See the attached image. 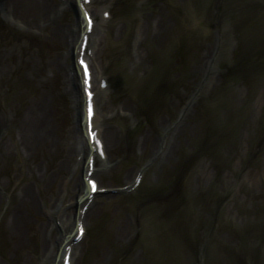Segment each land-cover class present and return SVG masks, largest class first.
Listing matches in <instances>:
<instances>
[{"label":"rangeland","instance_id":"rangeland-1","mask_svg":"<svg viewBox=\"0 0 264 264\" xmlns=\"http://www.w3.org/2000/svg\"><path fill=\"white\" fill-rule=\"evenodd\" d=\"M29 1L0 0V25L5 27L0 32V134L15 151L10 155L0 143V264H49L45 249L60 241L61 230L49 229L53 220L44 212L29 226L23 246L14 253L7 250L9 233L1 216L24 175L33 176L35 195L45 207V195L51 204H69L75 194L69 186L81 176L80 170L70 171L79 137L67 91L71 59L66 54L65 69H60L75 12L70 3L62 9L65 0H47L50 24L44 32L26 9ZM151 1L93 4L98 19L102 8L112 10L109 39L124 29V48L119 43L104 53L112 86L98 99L100 132L107 129L110 138V128H115L119 139L114 146L108 143L112 168L97 175L111 191L92 202L84 219L88 234L74 264H264V0H187L188 9L182 0H156L169 12L173 31L160 49L150 51V68L141 76L132 72L129 57L131 20ZM8 26L30 35V47ZM42 37L47 42H40ZM45 95L50 96L45 114L51 138L26 160L12 138L31 104ZM191 100L188 129L172 157L158 165L151 153L143 156L142 132L150 131L154 138L158 119L166 124L178 120ZM128 102L136 110L125 115ZM97 164L106 167L103 161ZM145 167L140 187L119 190ZM38 175L48 180L44 194L37 188ZM180 185L182 196L174 195Z\"/></svg>","mask_w":264,"mask_h":264},{"label":"bare ground","instance_id":"bare-ground-1","mask_svg":"<svg viewBox=\"0 0 264 264\" xmlns=\"http://www.w3.org/2000/svg\"><path fill=\"white\" fill-rule=\"evenodd\" d=\"M68 1V0H66ZM74 2L80 1V0H72ZM93 1V0H92ZM146 1V0H144ZM31 3V9H29V5ZM181 6L184 8H187V0L181 1ZM49 8V4L47 0H30L27 5L26 9L31 12V16L34 18V22L40 25V27L43 28V31L47 30V27L49 26V22L46 17L47 12ZM78 13V19L77 23L75 25V28H68V32L66 35V41L68 43V47L73 49L72 52L76 50V56H78V51L80 49L79 47V41L81 37V32L85 31V21L84 18L81 17V12L79 9H77ZM145 12V13H144ZM143 14H139V18H144L143 21L141 19H137L134 34V42L132 46V50L130 52V59L132 60V72L139 71V74L145 75L148 71V68H150V63L148 61V54L152 50H158L161 48L162 41L164 39V36H166L167 32L172 31V21L170 18L169 12L166 10V8L156 0L151 1L150 5L146 7ZM188 17V13H187ZM185 23H188L185 19ZM97 26H99V23L96 22L94 29L91 32V39L88 42V45L86 47V51L88 47H91L93 49L94 56L91 58V61H93V72L94 74L98 75L102 78L103 73L99 70L101 69V63L103 61L102 54L100 55V52L104 51L105 48L108 46L111 49H114L118 43L119 39L122 37L123 30L121 29L116 36H112L110 39V42L108 40V36L110 35L107 31L102 36H98L97 34ZM53 36V35H52ZM44 37H47L50 39V34L46 33ZM63 39V37H61ZM95 49V50H94ZM148 50V52L146 51ZM68 52V51H67ZM66 52V53H67ZM101 58V60H100ZM153 61V59H152ZM52 62L55 64L56 57H53ZM174 63V60H173ZM44 65V64H43ZM97 68V69H96ZM70 76V79L68 77V80H72L75 82V88H71V94H73V97L75 96V105L77 108V115H78V131L80 133V139L82 140L81 144L77 143L76 148L78 149V154L80 155L81 152L84 153H90L93 154L94 151L92 149L91 144L89 143L87 136L84 135V124L83 122V107L81 108V100L84 98L83 93V87L80 85L81 81L79 79V70L75 65H73L71 68L68 69ZM96 70L99 72L97 73ZM175 70H173L174 73ZM2 72V67L0 70V73ZM1 77L0 76V83H1ZM80 82V83H79ZM184 83L187 85L189 84V79L186 77ZM109 88V85L106 89ZM102 89H98V92H102ZM104 97V96H103ZM42 100V101H41ZM50 100L49 95H45V97L39 98L37 102H34L29 107V111H26V115L23 116L24 119H21V127L20 132H17L18 135L14 136L12 138L13 144L16 148L17 153H24L25 159L28 160L31 153L33 152L35 147H39L41 143L48 141V138L50 133L52 134V127L49 125L48 121V114H45L47 112V104ZM44 103V104H42ZM105 108L107 106V103L101 105V107ZM125 107L123 108L124 114H129L133 111H135V107L132 105L131 102L125 103ZM175 106V105H174ZM79 111V112H78ZM185 113L182 114V117L177 123L174 122H168L166 124V119L160 118L158 119V125L159 130L157 132V135L152 138V132L150 131H144L142 132V139L139 143V147H141V151L143 152V156L147 153H151L154 158V163L157 161V164H163L164 161L169 160L172 157L174 149L176 150L177 147V140L179 137L185 133L188 129V118L190 116L189 113H187V110L184 111ZM97 116H98V110H97ZM164 126V127H163ZM95 127L98 128V117L95 120ZM15 133V134H16ZM107 136H106V135ZM100 136V135H99ZM103 136V138H102ZM102 141L104 143L105 147V153L108 154V143L112 146L115 145L113 140L119 139L118 132L115 130V128H110V138L109 133L107 129L103 130L102 132ZM107 140V141H106ZM2 142V145L5 143V141H1V134H0V143ZM80 145L84 146L80 147ZM1 147V144H0ZM5 147L7 148V153H10V155H13L12 152H15L13 148L10 146V144L5 143ZM5 151V150H4ZM82 155V154H81ZM86 158L84 160H76L74 165L78 164V170H83L85 165ZM37 166V165H36ZM39 166V165H38ZM62 169V168H61ZM36 170V168H35ZM32 173V171H31ZM33 175V174H32ZM87 175V174H86ZM29 175H24V181L21 183H17L16 188L11 191L10 193V199L9 203L7 205V208L5 212L3 213L2 219L5 217V223H7V231L9 233V243L7 245V250L9 252H15V250L20 249L23 244L25 243V239L28 237V230L30 229L29 226L33 223L34 224V218L37 216H42V213L45 212V214L53 220H60L59 226L61 228V236H60V242L58 243V247L46 250L47 253L51 252L50 258H51V264H62L64 254L66 252V249L64 248L66 246L71 245L73 248L76 246L74 244L73 237L71 236L70 228H75L77 220H83L84 217H87L89 215L86 213V215H83V212L81 209L77 210L71 209L68 210L66 204H62V206L65 207V209H61L62 206L58 207L55 202L51 204L52 198H49L47 195H45V201H46V209L44 210L43 207L40 206L39 201L36 197V191L32 187V182L30 180ZM45 176H39L37 177L36 183L39 185L37 186L38 191L41 194H44V192L48 189V180L47 178H44ZM15 177H11V180ZM51 180H49V183ZM8 186V182H7ZM101 187V186H100ZM70 192L73 190L75 191L74 196L70 199V204H73L77 207L79 203H85L87 202L86 195L88 192H86L85 189V183L84 180L81 178V176L78 177L76 183L74 185L69 186ZM0 202H1V196H0ZM68 205V206H69ZM82 208V207H81ZM4 221V220H3ZM42 228V226H40ZM64 243V248L59 253V246ZM45 244V243H44ZM65 251V252H64ZM73 262V259H72ZM71 262V264H72Z\"/></svg>","mask_w":264,"mask_h":264},{"label":"snow or ice","instance_id":"snow-or-ice-1","mask_svg":"<svg viewBox=\"0 0 264 264\" xmlns=\"http://www.w3.org/2000/svg\"><path fill=\"white\" fill-rule=\"evenodd\" d=\"M93 185L95 186V182L93 181ZM83 231V229H81Z\"/></svg>","mask_w":264,"mask_h":264}]
</instances>
